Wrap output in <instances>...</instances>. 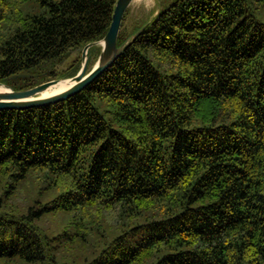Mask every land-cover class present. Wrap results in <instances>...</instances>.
Returning <instances> with one entry per match:
<instances>
[{"label":"trees","instance_id":"1","mask_svg":"<svg viewBox=\"0 0 264 264\" xmlns=\"http://www.w3.org/2000/svg\"><path fill=\"white\" fill-rule=\"evenodd\" d=\"M116 1L0 0V83L75 76ZM127 15L93 83L0 111V264H264V0Z\"/></svg>","mask_w":264,"mask_h":264},{"label":"water","instance_id":"2","mask_svg":"<svg viewBox=\"0 0 264 264\" xmlns=\"http://www.w3.org/2000/svg\"><path fill=\"white\" fill-rule=\"evenodd\" d=\"M132 0H117L111 18V23L105 36L96 42L85 45L81 51L80 69L77 74L67 79H54L41 83L35 87L26 90L14 91L8 86L0 83L6 91L0 92V111L3 110H24L28 108H37L63 102L68 98L78 94L85 87L93 83L104 71L110 68L113 63L123 54L129 43L134 41L148 26L145 24L129 40H126L119 47L116 45L117 36L120 30L121 22L125 11L128 9ZM99 46L100 53L94 66L86 73L89 55L88 50L91 47ZM29 74H18L11 79L29 78ZM72 81L73 84L64 90L52 94L48 97H39L43 91L57 86L60 83Z\"/></svg>","mask_w":264,"mask_h":264},{"label":"rangeland","instance_id":"3","mask_svg":"<svg viewBox=\"0 0 264 264\" xmlns=\"http://www.w3.org/2000/svg\"><path fill=\"white\" fill-rule=\"evenodd\" d=\"M173 0H132L128 7V15L125 22V29L128 33L133 31L136 27L143 24L145 21L149 20L151 17L155 16L158 10L164 8L165 5L169 4ZM99 53V49H98ZM97 50H95L90 57L88 62V67L86 73L94 66L97 60ZM81 62V53L77 51H72L59 65L57 68L58 73L65 71L71 66H79ZM54 80V79H53ZM46 226L57 225L58 222H62L57 218H48L46 221ZM45 225V224H44ZM137 242V240H136ZM132 245H135L132 244Z\"/></svg>","mask_w":264,"mask_h":264},{"label":"bare ground","instance_id":"4","mask_svg":"<svg viewBox=\"0 0 264 264\" xmlns=\"http://www.w3.org/2000/svg\"><path fill=\"white\" fill-rule=\"evenodd\" d=\"M143 1V0H141ZM71 84H73L72 81H67L65 83H60L57 86L51 87L45 91H43L40 95H38L39 97H48L52 94L58 93L62 90H64L65 88H68L69 86H71ZM6 91L3 87L0 86V92H4Z\"/></svg>","mask_w":264,"mask_h":264}]
</instances>
